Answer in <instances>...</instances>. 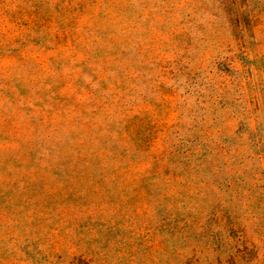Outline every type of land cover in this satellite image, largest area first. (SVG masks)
<instances>
[{"label":"rangeland","instance_id":"1","mask_svg":"<svg viewBox=\"0 0 264 264\" xmlns=\"http://www.w3.org/2000/svg\"><path fill=\"white\" fill-rule=\"evenodd\" d=\"M0 264H264V0H0Z\"/></svg>","mask_w":264,"mask_h":264}]
</instances>
